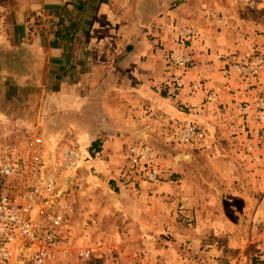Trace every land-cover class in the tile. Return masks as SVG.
<instances>
[{"label":"crops","instance_id":"crops-1","mask_svg":"<svg viewBox=\"0 0 264 264\" xmlns=\"http://www.w3.org/2000/svg\"><path fill=\"white\" fill-rule=\"evenodd\" d=\"M208 9L220 13L226 24L211 21ZM190 27L194 33H209L182 37ZM217 51L226 57L219 58ZM172 52L195 58L193 66L180 71L184 85L174 99L165 90L178 72L169 62ZM252 54L264 56V0H0L2 102L9 106L12 98L21 99V125L34 121L37 134L51 138L50 149L62 141L73 145L82 163L100 170L112 187L119 186L116 168L128 146L163 151L173 129L184 122L199 125L213 147L228 150L243 142L233 143L238 137H230L232 127L242 124L243 101L264 98V73L243 78L231 64ZM191 83L198 89L191 90ZM215 86L224 91L219 101L209 103L205 94ZM14 117L9 108L0 113L5 121ZM253 124L249 117L244 127ZM3 146L0 158L6 154ZM28 159L21 146L22 173L35 168ZM260 167L244 166L255 172ZM176 168L168 163L163 181L153 186L141 182L142 189L129 191L138 207L127 214L129 224L163 232L164 244L117 243L115 263L106 262L134 264L141 256L136 259L130 249L141 251L148 244V264H182L186 254L179 253V246L185 237L178 235L183 231L175 222L179 210H174L178 200L184 207L182 181L177 185L180 180L170 175ZM177 230L174 240L170 233Z\"/></svg>","mask_w":264,"mask_h":264},{"label":"rangeland","instance_id":"rangeland-1","mask_svg":"<svg viewBox=\"0 0 264 264\" xmlns=\"http://www.w3.org/2000/svg\"><path fill=\"white\" fill-rule=\"evenodd\" d=\"M210 1L213 0H206V2ZM231 2L234 3V0ZM205 12V15L216 24L223 26L226 24V19L220 13L210 9ZM218 19H224L225 23L221 24ZM193 28L189 29L193 30ZM195 33V36H202L209 32L205 30L201 34L195 30ZM218 53L221 52L217 51L216 56ZM222 55L226 57L224 53ZM3 94L0 89V113L7 108L15 113L13 119L6 121L0 119V144L4 145L5 156L21 168V146L26 148L23 140L32 137L41 139L37 147L39 160L42 158L41 165L38 167L37 164L30 162L31 153L26 148L29 164L35 168L26 170L25 173L21 172L22 181L26 183L21 184L20 176L16 184L21 187L33 184L48 173L58 176L62 184V193L55 204L58 210L63 211L66 221L61 228V244L57 248L56 264H81L77 251L97 243H106L112 263L116 261L113 246L116 247L117 243L164 244L163 232L142 230L145 228L144 224L141 228L129 224L131 217L127 214L138 210L131 200L129 191H139L146 183L133 187L128 182L123 183L118 180L119 186L112 187L109 184L110 180H107L100 170L82 163L79 152L70 143L66 144L62 141L50 149L51 138L42 135L39 131L37 134L39 129L36 130L32 126L34 121H27L26 124L21 125V120L17 119L20 116L17 112H21V99L16 101L12 98L13 103L8 106L1 100ZM184 123L199 126L193 122ZM176 129H173L172 136L167 140L168 144L164 146L163 151H157L151 146L147 147L156 152L161 169H164L168 163L178 167L170 175L180 180L177 185L182 181L180 197L183 198L185 216L177 213L181 207L179 200L175 201L174 210L178 215L175 217V222L183 232L179 233L180 230H177L170 235H175L174 240L177 239V232L178 235L185 237L179 246L181 250L179 253L186 254L182 257V264H209L213 259L216 261L215 264H223L224 260L230 259L233 260L232 264H242L243 261L244 264H264V169L255 172V169L244 168V166L248 168L258 166L261 169V165L264 167V141L258 144L254 137L231 134V138L243 137L239 140L237 138L233 143L243 141L257 144L253 154L243 158L241 148L243 142L228 150H222L216 145L213 147L211 142L210 146L213 147L211 151L209 148H190L175 138ZM33 134L35 135L31 137L30 135ZM66 149H71L78 155L74 166L70 169L64 168L63 151ZM23 157L26 155L24 154ZM238 163L242 164L238 167ZM163 180L148 185L153 186ZM150 247L148 244L147 246L142 244L141 251L130 249L141 256V259L138 262L136 260L134 264L151 262ZM157 252L160 256L161 250L158 249ZM83 264L111 263L106 262L102 256L92 255Z\"/></svg>","mask_w":264,"mask_h":264},{"label":"built area","instance_id":"built-area-1","mask_svg":"<svg viewBox=\"0 0 264 264\" xmlns=\"http://www.w3.org/2000/svg\"><path fill=\"white\" fill-rule=\"evenodd\" d=\"M218 22L224 24L225 20L218 19ZM191 34L196 35L193 30L188 29L181 35L187 37ZM218 56L223 57L222 53H218ZM168 58L170 65L178 71L172 75L165 89L169 98L174 99L184 85L183 73L180 71L193 66L194 57L191 53H171ZM231 68L243 78H257L264 73V56L252 54L243 63L233 62ZM224 74H229L228 67L224 69ZM189 86L191 90L198 89L194 83ZM223 91L222 87L215 86L206 92L205 100L209 103L219 101ZM239 113L242 124L232 127V135L254 137L258 144L264 141V98L243 101L239 105ZM249 117L254 120V124L250 128L244 127L245 119ZM175 138L190 148H210L205 132L192 123L179 125ZM23 143L30 150V162L38 165L37 147L41 139L25 138ZM256 146L252 142L244 143L241 147L242 157L247 158L253 154ZM77 157L73 150H64V168H72ZM20 172V167L10 158H0V264H56V252L61 244V228L66 221L63 211L58 210L55 204L62 193L60 178L48 173L39 183L21 187L16 184ZM115 176L119 181L137 187L141 182L155 184L162 180V169L152 148L131 145L119 162ZM183 210V207L179 209V215L185 216ZM92 255L110 260L106 243H97L77 251L81 264Z\"/></svg>","mask_w":264,"mask_h":264}]
</instances>
